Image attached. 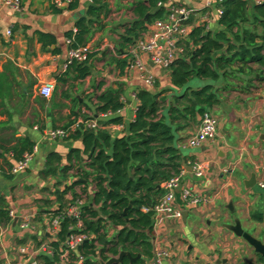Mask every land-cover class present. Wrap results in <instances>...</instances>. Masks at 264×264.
I'll use <instances>...</instances> for the list:
<instances>
[{
    "label": "crops",
    "instance_id": "0c3cea01",
    "mask_svg": "<svg viewBox=\"0 0 264 264\" xmlns=\"http://www.w3.org/2000/svg\"><path fill=\"white\" fill-rule=\"evenodd\" d=\"M59 1L22 0L18 11L0 3V75H8L14 82L13 95L0 98V143L8 147V141L14 137L29 138L35 143L25 171L7 179L0 170V199L16 215L13 224L17 221L16 226L12 224L0 233V259H11L15 264H32L29 258L20 255V247L36 246L34 239L52 242L58 236L50 233V212L57 206L58 194L73 179L68 177L59 185L58 177L46 176L49 156L61 157L62 170L69 166L68 157L73 149L83 147L80 140L53 138L51 133L64 127L72 109L91 116L90 109L94 110L97 105L96 97L107 89L116 88V83L121 81L126 83L124 99L128 100L121 115L125 124L129 123L135 117L136 106L131 95L146 86L133 65L122 77L115 65L109 63L110 57L116 56L123 26L135 20L134 9L140 0H104L110 13L103 20L102 29L94 25L93 38L87 47L94 54L93 68L85 80H75L72 72L64 76L72 51L66 35L75 32L76 22L86 16L93 1L78 0L79 6L73 11L68 9L70 3L64 2L60 7ZM56 7L62 11L55 12ZM165 7L167 14L172 8L190 10L192 14L186 22L190 32L203 23L211 31L221 29L214 16L206 20L209 13L203 0H170ZM9 30L11 37L7 36ZM155 31L152 25L142 39H149ZM38 33L53 35L57 44L44 51ZM139 60L155 82L161 87H171L168 71L154 66L147 54L140 53ZM99 65L104 67L98 69ZM61 77L67 80L66 84L59 83ZM49 81L55 84V89L51 98L46 99L39 90ZM203 86L205 83L199 79L189 85L195 90ZM217 88L221 100L210 110L218 120L217 138L183 154L188 163L208 164L207 172L201 177H196L186 165L189 174L176 193V203L188 215L183 220H168L165 225L154 228V255L167 251L169 257L165 264L263 262L233 228L239 223L246 233L264 243V190L259 187V183L264 182V82L253 80L250 85L237 78L229 82L222 80ZM63 92L69 98L63 99ZM60 104L65 107L60 108ZM199 126L196 125L194 133ZM124 129L109 126L107 131L118 136ZM183 147L188 148L186 144ZM8 160L12 162L10 155ZM17 164L14 163V167ZM71 173L74 172L68 175ZM184 189L211 197V205L186 207L181 199ZM26 219H30L31 228L21 230L20 224ZM153 260L146 264H153Z\"/></svg>",
    "mask_w": 264,
    "mask_h": 264
},
{
    "label": "trees",
    "instance_id": "16d2710c",
    "mask_svg": "<svg viewBox=\"0 0 264 264\" xmlns=\"http://www.w3.org/2000/svg\"><path fill=\"white\" fill-rule=\"evenodd\" d=\"M92 1L86 16L76 22L75 32L66 35L72 51L87 48L94 25L102 29L103 20L110 13L104 0ZM169 1L137 2L135 20L123 26L116 56L109 61L120 76L127 75L133 61L131 50L138 41L154 23L166 18L165 6ZM78 6V0H73L68 9L77 10ZM219 7L223 9L218 19L219 31H211L203 23L194 27L188 40L181 43L185 53L168 69L171 87H161L157 81L152 87L138 89L134 120L125 124L121 115L126 87L121 81L116 83V88L96 97L97 105L94 110L90 109L92 117L72 109L68 122L57 129L69 134L66 140H80L83 147L73 149L68 157L69 166L62 170L61 157L49 156L46 176L58 177L59 185L67 180L70 172L76 177L58 194L55 202L58 210L50 212L54 217H61L62 223L57 239L50 243L53 255L40 254L39 264H61V256L68 250L66 243L75 235H86L89 239L76 250H69V264H100L118 257L121 252L140 257L136 261L125 258L122 264H146L154 258L155 208L166 195V184L179 176L184 166L194 165L187 162L181 149L200 124L202 115L219 105L217 84L237 78L250 85L253 80L264 82V0H224ZM61 11L62 8H55V12ZM37 36L44 51L57 44L53 35L38 33ZM93 57L89 51L86 61H73L64 76L72 72L75 80H85L91 75ZM194 79L203 81L205 86L192 89L189 85ZM58 81L67 83L64 77ZM13 87L14 82L8 75H0V98L11 97ZM61 96L69 98L65 92ZM103 114L113 115L99 121L105 129L81 126L72 130L82 116L90 120ZM109 126L125 129L113 136L107 131ZM8 142V147L0 143V170L5 178L12 179L14 163L32 155L35 143L29 138L15 137ZM78 201L85 203L77 220L68 216V210ZM12 224L10 212L0 199V233ZM34 241L36 247H41V241Z\"/></svg>",
    "mask_w": 264,
    "mask_h": 264
},
{
    "label": "built area",
    "instance_id": "2783aa9c",
    "mask_svg": "<svg viewBox=\"0 0 264 264\" xmlns=\"http://www.w3.org/2000/svg\"><path fill=\"white\" fill-rule=\"evenodd\" d=\"M204 8L208 11V17L211 18L214 16L217 20L220 19L223 15V9L219 7V5L224 0H203ZM66 2V5L71 3L72 0H60L58 5L62 7ZM4 6L12 8L14 10H20L22 8V0H0ZM191 11L186 8H172L169 10V13L166 15L164 20H159L153 24L155 28V33L147 40L141 39L138 41L137 45L131 50V55L133 57V61L131 65L136 67L140 74L141 78L144 81L146 86L152 87L155 84V79L151 76L145 65L139 60V54H147L150 58L151 63L162 69L168 70L176 61H178L181 57H183L185 50L181 45L182 42L188 40L190 30L186 26V22L189 20L191 16ZM208 28V27H207ZM12 31L9 30L7 32V36L11 37ZM89 48L79 49L76 51H71L70 56V64L73 61L84 62L87 60ZM55 89V84L52 81L46 82L40 88L39 93L42 97L49 99L53 95ZM131 99L134 102L135 106V115H136V107L138 103L137 93H132ZM127 99H124L125 104L127 103ZM112 114H103L91 118L90 120H85L84 118H80L72 130L76 131L81 126H84L87 129L99 130L105 129L102 125H100V120H107L111 118ZM92 117V115L90 116ZM135 118V117H134ZM133 118V120H134ZM123 129V127H117ZM218 131V120L217 118L210 112H206L202 115L200 119V126L198 132L193 134L186 145L188 148L197 149L202 147L208 142H213L217 138ZM53 138H61L66 139L69 134L64 130H56L51 133ZM34 154V153H33ZM32 155H27L22 162H19L13 169V174L17 175L21 172L25 171L29 162L32 159ZM191 172L196 177L203 176L208 170L207 163H196L189 167ZM189 168L184 166L181 171V174L174 179H172L169 183L166 184V195L162 199L161 203L155 208V227L163 226L168 220H183L184 212L181 210L176 203V193L178 190L182 189V183L184 178L189 174ZM70 185V184H69ZM68 186V185H67ZM260 189L264 190V182L259 183ZM64 190V189H63ZM68 199L71 198L68 196ZM181 199L183 204L186 207L190 208H199V207H208L212 203V198L207 195H201L189 189L182 190ZM84 201H78L74 205L70 207L68 210V216L74 217L77 220L81 217V209L84 206ZM58 210V206L54 207L52 211ZM10 212V217L12 220L16 218V215L13 211ZM51 214V213H50ZM62 223V218L51 214L50 219V233L58 235L60 232V225ZM82 224H78V228L80 229ZM31 228L30 219H26L23 223L20 224L21 230H26ZM89 238L86 235H75L72 236L66 243L67 251L63 253L61 256V264H69V250H76L80 245H82ZM51 242H43L41 247H27L23 246L19 248V253L22 257H27L32 261V264H39L37 261V257L40 254H46L48 256H52V248L50 246ZM169 257L167 251L162 250L158 252L153 260V264H165V260ZM0 264H15L11 259H0ZM101 264V263H100ZM193 264V263H186Z\"/></svg>",
    "mask_w": 264,
    "mask_h": 264
},
{
    "label": "water",
    "instance_id": "95a60500",
    "mask_svg": "<svg viewBox=\"0 0 264 264\" xmlns=\"http://www.w3.org/2000/svg\"><path fill=\"white\" fill-rule=\"evenodd\" d=\"M254 181H255V178H252V182H254ZM252 184H254V183H252ZM187 215H188V213L185 212L184 213V219H185V217H187ZM16 224H17V221H15L13 225L16 226ZM233 230L238 236L243 237L254 248L255 252L263 258L262 263L250 262L249 264H264V243L259 241L256 238H254L250 234L246 233L242 229V227L239 223H237V225L233 228ZM125 258H129L132 261H136L140 257L133 258L129 252H121V254L118 257L111 258L107 262H101V264H122Z\"/></svg>",
    "mask_w": 264,
    "mask_h": 264
},
{
    "label": "rangeland",
    "instance_id": "374dc122",
    "mask_svg": "<svg viewBox=\"0 0 264 264\" xmlns=\"http://www.w3.org/2000/svg\"><path fill=\"white\" fill-rule=\"evenodd\" d=\"M104 66H101V65H99L98 66V69H101V68H103ZM165 71H168V70H165ZM82 119H83V117H81ZM198 132V130L194 133V134H196ZM194 149H192V148H185V147H182V149H181V151H182V154H189L190 152H192ZM69 177H70V179L72 180V179H74L75 177H76V174H74V173H71L70 175H68Z\"/></svg>",
    "mask_w": 264,
    "mask_h": 264
}]
</instances>
